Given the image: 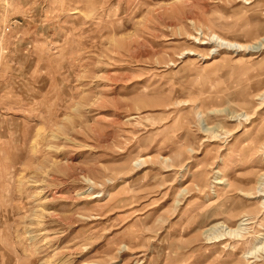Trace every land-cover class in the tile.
I'll return each instance as SVG.
<instances>
[{"label": "rangeland", "instance_id": "obj_1", "mask_svg": "<svg viewBox=\"0 0 264 264\" xmlns=\"http://www.w3.org/2000/svg\"><path fill=\"white\" fill-rule=\"evenodd\" d=\"M263 46L264 0H0V264H264Z\"/></svg>", "mask_w": 264, "mask_h": 264}, {"label": "bare ground", "instance_id": "obj_2", "mask_svg": "<svg viewBox=\"0 0 264 264\" xmlns=\"http://www.w3.org/2000/svg\"><path fill=\"white\" fill-rule=\"evenodd\" d=\"M200 32V31H199ZM196 34H197V32H196ZM199 34V33H198ZM197 34V35H198ZM201 34H199V36H200ZM203 35V34H202ZM197 37V36H196ZM211 39L210 40H213V41H215L216 43H219V44H224V45H227L228 47H231V48H233V47H237V48H242V47H247L246 45L244 46V45H241V44H238V43H235V42H230V41H228V40H226V39H224V38H222V37H220V36H218L217 34H212V36L210 37ZM195 39V38H194ZM197 39H198V37H197ZM263 39V38H262ZM261 40V39H260ZM260 43V42H259ZM258 45V44H257ZM257 47V46H256ZM260 47V46H259ZM258 47V48H259ZM264 47V46H263ZM250 48L252 49V48H254L253 46H250ZM258 48H256V49H258ZM245 49V48H244ZM255 49V48H254ZM253 50V49H252ZM236 51V50H235ZM242 51V50H241ZM87 180V179H86ZM85 180V181H86ZM88 181V180H87ZM261 189V188H260ZM259 191V190H258ZM262 196V195H261ZM242 226H244V222H243V220L242 221H240V223L238 224V226H237V228L235 229V230H232V229H229V228H227V227H224V225H221V224H215V225H213V226H211L209 229H208V231H210L211 232V234L210 235H212V234H214V235H212L213 237H211V238H209V239H219V238H222V236H224V235H234V236H238V234H240L241 233V230H243V227ZM220 230H222L223 232H222V234H218L217 232H219ZM240 232V233H239ZM243 232V231H242ZM207 234V233H206ZM216 234V235H215ZM208 235H209V233H208ZM207 237V236H206ZM262 238H263V241H264V235L262 236ZM262 238L260 239L259 237H258V239H257V243L255 244V246H254V251H256L257 250V248H258V246L260 245H262L261 246V248L263 247V245H264V242H261L262 241ZM261 241H260V240ZM215 242V241H214ZM253 251V250H252ZM255 253V252H254Z\"/></svg>", "mask_w": 264, "mask_h": 264}]
</instances>
